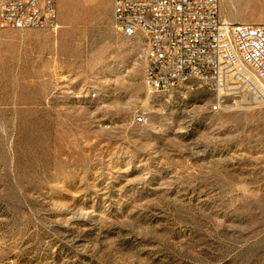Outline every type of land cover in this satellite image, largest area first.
Wrapping results in <instances>:
<instances>
[{
    "label": "rangeland",
    "instance_id": "1",
    "mask_svg": "<svg viewBox=\"0 0 264 264\" xmlns=\"http://www.w3.org/2000/svg\"><path fill=\"white\" fill-rule=\"evenodd\" d=\"M58 6L55 30L0 28V264H264V106L155 91L113 0Z\"/></svg>",
    "mask_w": 264,
    "mask_h": 264
},
{
    "label": "built area",
    "instance_id": "2",
    "mask_svg": "<svg viewBox=\"0 0 264 264\" xmlns=\"http://www.w3.org/2000/svg\"><path fill=\"white\" fill-rule=\"evenodd\" d=\"M221 3L113 0V20L146 39L145 78L155 91L214 88L216 114L264 106V22L228 21ZM58 20V0H0V28L55 30Z\"/></svg>",
    "mask_w": 264,
    "mask_h": 264
},
{
    "label": "crops",
    "instance_id": "3",
    "mask_svg": "<svg viewBox=\"0 0 264 264\" xmlns=\"http://www.w3.org/2000/svg\"><path fill=\"white\" fill-rule=\"evenodd\" d=\"M112 5V3H110Z\"/></svg>",
    "mask_w": 264,
    "mask_h": 264
}]
</instances>
